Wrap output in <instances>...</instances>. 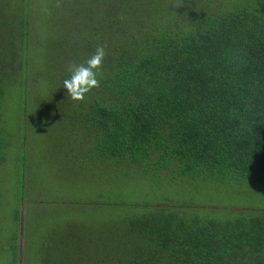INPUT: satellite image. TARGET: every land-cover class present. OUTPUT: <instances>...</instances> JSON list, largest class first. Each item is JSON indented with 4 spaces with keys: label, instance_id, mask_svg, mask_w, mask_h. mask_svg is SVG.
Here are the masks:
<instances>
[{
    "label": "trees",
    "instance_id": "16d2710c",
    "mask_svg": "<svg viewBox=\"0 0 264 264\" xmlns=\"http://www.w3.org/2000/svg\"><path fill=\"white\" fill-rule=\"evenodd\" d=\"M24 2L0 0V164L16 88L20 129L50 125L66 163L116 184L87 204L91 224L42 227L17 205L1 264H264V0H90L49 52L25 35ZM98 46L99 86L75 100L63 80ZM225 192L261 204L202 199Z\"/></svg>",
    "mask_w": 264,
    "mask_h": 264
},
{
    "label": "rangeland",
    "instance_id": "374dc122",
    "mask_svg": "<svg viewBox=\"0 0 264 264\" xmlns=\"http://www.w3.org/2000/svg\"><path fill=\"white\" fill-rule=\"evenodd\" d=\"M23 4L27 10L25 35L31 42L41 43L39 48L48 52L52 49L47 44L51 37H56L69 22H73L77 17H81L84 11L91 9L90 0H25ZM70 6L74 10L68 15L65 9ZM33 48L37 49V44ZM33 90L34 83H32ZM15 92L16 88H9L2 110L11 142L8 144L5 133L6 157L0 164V195L2 196L0 237L4 230L16 226L14 210L17 205L20 211L25 210L26 218L34 208L33 218H41L42 227L51 223L53 225L61 223L64 214L66 216L69 212H72L73 216L83 224H91L94 214L87 204L92 203L90 201L93 200L107 199L109 196L112 198L116 184L115 176L112 177L107 171L102 173L99 168L92 175L80 174L74 162L66 163L65 160L69 158L65 159L64 155L59 154L58 142L55 140L59 132L50 125L35 127V122L29 120L26 129H20L21 127L17 125L20 118V114L17 113L20 109V98L15 97ZM21 186L24 189L22 192L24 199L19 200ZM173 190L164 189L161 190L163 193L159 191L162 195L149 194L146 197L153 200L168 198L169 195L172 196ZM212 195L202 199L224 207H249L261 204L260 200L253 196L231 192ZM175 199L180 200L182 196L178 195ZM1 241L0 238V248H3L4 244ZM2 256L3 253H0V264Z\"/></svg>",
    "mask_w": 264,
    "mask_h": 264
},
{
    "label": "clouds",
    "instance_id": "9594fccd",
    "mask_svg": "<svg viewBox=\"0 0 264 264\" xmlns=\"http://www.w3.org/2000/svg\"><path fill=\"white\" fill-rule=\"evenodd\" d=\"M105 56V49L98 46L94 54L84 63L71 67L70 75L63 80V87L73 99L83 100L86 94L99 86L97 70L102 66Z\"/></svg>",
    "mask_w": 264,
    "mask_h": 264
}]
</instances>
